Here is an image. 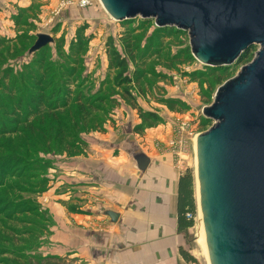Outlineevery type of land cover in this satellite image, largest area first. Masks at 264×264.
Masks as SVG:
<instances>
[{"label": "rangeland", "instance_id": "1", "mask_svg": "<svg viewBox=\"0 0 264 264\" xmlns=\"http://www.w3.org/2000/svg\"><path fill=\"white\" fill-rule=\"evenodd\" d=\"M80 1L29 0L27 6H18L17 3L13 6L10 0H0V56L4 52L0 61V86L3 89L6 85L10 88L12 86L11 82L4 83V70L8 67L18 72L32 63L41 72L48 64L54 65L59 75L55 81H59L58 85L73 96L74 101L73 105L63 111L47 112V108L43 110H46V115L51 117L50 122L54 124L48 125L49 118L45 117L48 123L44 128L50 134L43 132L44 135H40V146L36 153L44 164L37 163L40 173L35 179H31V174L27 171L29 179L15 177L10 181L12 188H0V197H9L11 200L29 199L38 205V210L34 212L28 211V204L25 206L24 202L21 203L20 209L25 208L27 212L17 217L15 215L19 213H15V207L8 202L1 205L6 208L0 215V264H47V261L40 262L39 259L50 256L63 257L66 264H85L79 257L70 256V252L61 253L68 247H61L53 240L54 217L57 218L59 212L56 211L57 204L44 196L56 180L58 172L55 167L71 162L73 157L87 155L86 138L101 140L100 137L106 133L126 132L129 127L135 130L140 126L142 130L138 133L143 137L150 133L155 142L167 147L173 157L175 155V164L179 163L186 172L192 170L196 196V135L207 131L213 124V120L205 117L204 108L214 102L218 88L236 77L255 58L259 49V46H253L247 50L243 61L239 58L234 64L220 66L226 69L213 70L208 67L210 65L193 57L188 31H176V27L157 29L154 20L145 18L116 21L105 11L100 0H89L90 4L86 7H80ZM40 32L50 33L55 38L47 46L48 55L43 66L35 63V60L41 58L42 52L36 55L30 53ZM3 38L6 41H1ZM125 46L130 47L128 50L131 51H127ZM114 50L128 61V70L123 74L120 69L111 65ZM62 65H65L63 72L58 69ZM66 68L72 69L70 75L64 73ZM126 77L132 80L127 82ZM3 89H0V93H4ZM96 97L95 101L101 97L103 102L96 103L94 107L105 108L104 112L87 108V104ZM169 99L181 103L171 107L167 103ZM61 102L62 99L55 103ZM20 108L23 113L29 112L27 107ZM86 109L89 113H84L87 112ZM4 112L5 109L0 108V129ZM148 112L157 113L162 117V122L145 119L144 114ZM79 113L85 118L78 127L71 131H65L68 127L61 128L65 127V118H68V124H72V117H79ZM6 118L11 120L8 116ZM8 120L4 126L8 125L10 128L14 123L10 125ZM204 121L206 125H203ZM184 122L187 143L184 156L178 158L176 144L167 145L166 141L178 135ZM166 124L171 126L172 133L162 140L156 132ZM28 130L27 128L23 133L11 134L0 140L7 139L12 143L23 140L25 144V133L33 135ZM82 139L77 149L71 148L74 141ZM141 143L144 145L145 141L142 140ZM13 147V152H19L15 144ZM37 156L31 154V158ZM48 161L47 166L45 162ZM20 170L19 173H23ZM45 178L48 179L46 185L43 183ZM38 184L47 190L30 192L31 189L39 188ZM198 210L197 202V212ZM10 215L13 218L9 219ZM198 222L199 220L187 232L186 249L198 259L197 263L191 264H210L197 243Z\"/></svg>", "mask_w": 264, "mask_h": 264}, {"label": "water", "instance_id": "2", "mask_svg": "<svg viewBox=\"0 0 264 264\" xmlns=\"http://www.w3.org/2000/svg\"><path fill=\"white\" fill-rule=\"evenodd\" d=\"M100 1L116 21L188 31L193 57L206 65L234 64L259 46L204 108L213 124L197 135L196 157L210 264H264V0ZM54 41L40 32L30 53Z\"/></svg>", "mask_w": 264, "mask_h": 264}, {"label": "crops", "instance_id": "3", "mask_svg": "<svg viewBox=\"0 0 264 264\" xmlns=\"http://www.w3.org/2000/svg\"><path fill=\"white\" fill-rule=\"evenodd\" d=\"M170 131L166 124L156 133L165 140ZM122 132L86 138V156L55 167L56 180L44 196L59 212L53 240L68 247L61 253L85 264H191L180 253L188 230L178 228L179 182L186 171L150 133ZM109 211L118 213L117 221Z\"/></svg>", "mask_w": 264, "mask_h": 264}, {"label": "trees", "instance_id": "4", "mask_svg": "<svg viewBox=\"0 0 264 264\" xmlns=\"http://www.w3.org/2000/svg\"><path fill=\"white\" fill-rule=\"evenodd\" d=\"M1 41H6V38H3ZM48 45L32 53L36 55L42 52L41 58L39 60H35V63H39V65L41 66L45 64L46 56L48 55V51H46ZM128 48L130 47H126L127 51H131L128 50ZM246 52L247 51H245L240 57L241 61L244 60ZM1 54L3 56L4 52ZM2 56H0V61ZM111 60H112L111 65L120 69L121 74H123L128 70V61L125 58H123L118 51L114 50L112 52ZM54 67L56 66L48 64L47 67H44V69H41V72H39V69L37 67H33L32 63H30L24 66L21 69V71L18 70V72H15L12 67L11 68L8 67L4 70V76H5L4 83L10 84L8 82H11L12 86L10 88L8 85H6V87L4 86V89L0 86V89H3V92L8 94L6 96L4 93H0V108L5 109L4 112L5 117H3L2 119V125H1L2 129H0V138H7L11 134H17L21 131L23 133L27 128L29 129L28 131L30 133H33V135L32 134L28 135L25 133L24 136L25 144L23 143V140L19 141L18 143H12L11 141L8 142L7 139L0 140V151L2 152L0 154V171H2L0 172V188H6V189L12 188L13 186L11 185L10 181L12 178L14 179L15 177L29 179L27 178V175L29 174L27 173V171H29L31 174L30 178L35 179V176H37L40 173L37 170V163L44 164V162L41 159H38L39 157L37 156L38 154L36 153L38 147L40 146L39 144L41 137L40 135H44L43 132L47 133V135L50 134V131L44 128V126L48 123L45 120V117L47 116L49 118L48 125H50V123H53L52 121L50 122L51 117L46 115L45 112L46 110L45 111L43 110L47 108V112H51V111L58 112L60 110L62 111L66 110L71 105H73L74 102L72 101L73 96L67 94L64 91V88L58 85L59 81H55V79H57L59 75L55 71ZM208 67H210L213 70L226 69V67L223 68L211 67V66ZM64 68L65 65L58 67V69L62 72ZM71 71H72L71 68H66L64 73H68L70 75L72 73ZM131 80L132 78L126 77L127 82ZM60 99H62V102L60 104L55 103V102H59ZM96 99L97 97L92 102L88 103L87 108L95 109L94 111L97 112H102V111L104 112L105 108L102 109L100 107H94L96 103H102L103 98L101 99V97H99L100 100L98 101H95ZM167 103L171 104V107H173V105H176L177 103H181V102L175 99H169L167 100ZM20 107H22V109H25L27 107L29 112L26 113L25 111V113H23ZM96 108H100V109H96ZM84 113H89V111ZM77 115L79 117H72L71 119L72 124H68L67 122H69V120L68 118L67 119L65 118V123H67V125L70 126H67L64 123L65 127H61V128L66 129L68 127V129L65 131H69V130L71 131L73 128L78 127L80 125V121L85 117L81 116V113ZM6 116L10 117L11 120L9 121L6 118ZM144 116L146 117L145 119H150L153 122H162L163 120L162 117H160L157 113L148 112L145 113ZM87 117L89 116H86V118ZM7 120L10 123V125L14 123L13 125H11L10 128H8V125L4 126L6 125ZM203 125H206V121H204ZM135 130L137 132H140L142 129L140 126H137ZM82 141L83 139L74 141L71 145V148L77 149L81 145L80 142ZM14 144L19 152H13L11 150V148L12 149L14 148L13 147ZM31 154L37 157L31 158ZM49 162L50 161H48V163L45 162V165L48 166ZM22 163H26V164L22 165ZM19 169H21L20 172L23 173H19ZM32 171L33 173H31ZM43 183L46 185V183H48V179L46 178L43 179ZM38 185L39 188L31 189L30 192H36V191L40 192L47 190V188H45L44 186L41 188V184ZM17 198H20V196ZM10 200L11 199L9 197L8 198L5 196L0 197V215L3 213V210H5L4 208H6L5 206H1L4 202H8V204H11L13 207H15L16 209L15 213H19L15 215L16 217L26 214L25 212H27L25 208L20 209L21 203L23 202L25 206H27L28 204L29 206L28 211L30 210L36 212L38 210V205L36 204V202L33 203L29 199L25 200L20 198L19 200H11V201ZM178 208H179V217H178L179 231L189 230L190 228L195 226V220L189 219L187 216L188 213L191 214L197 213V200L195 196V180L192 170H188L183 176H181L179 182ZM11 218H13V216L9 217V219ZM27 233L29 234L30 232ZM180 253L187 262L189 263L198 262L197 257H195L189 250L185 249L184 247L180 248ZM39 260L40 262L47 261V264H66L65 259L59 256H50Z\"/></svg>", "mask_w": 264, "mask_h": 264}, {"label": "built area", "instance_id": "5", "mask_svg": "<svg viewBox=\"0 0 264 264\" xmlns=\"http://www.w3.org/2000/svg\"><path fill=\"white\" fill-rule=\"evenodd\" d=\"M89 4H90L89 0H81L79 2V6L80 7H86ZM185 126H186V123L184 122L181 125L180 129H179L178 135L175 136V137H172L170 140L166 141L167 145L168 144H170V145H175L176 144V147H177L176 155H177L178 158H182L184 156V148H185L186 143H187V141H186V139L184 137ZM196 138H197V135H196ZM174 157H175V155H174ZM176 165L179 166L182 169V166L179 163H176ZM182 171H184V170L182 169ZM187 216H188L189 219H194L195 220V224H196V221L199 220L198 219L199 218V210H198V212L196 214L188 213Z\"/></svg>", "mask_w": 264, "mask_h": 264}, {"label": "bare ground", "instance_id": "6", "mask_svg": "<svg viewBox=\"0 0 264 264\" xmlns=\"http://www.w3.org/2000/svg\"><path fill=\"white\" fill-rule=\"evenodd\" d=\"M196 197H197V202H198V207H199V218H198L199 219V222H198L199 227H198V234H197V243L200 246L202 253L204 254V256L206 257V259L209 262L205 228H204V222H203L202 211H201V206H200L201 205V197H200V188H199V182H198L197 157H196Z\"/></svg>", "mask_w": 264, "mask_h": 264}]
</instances>
